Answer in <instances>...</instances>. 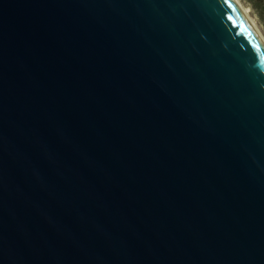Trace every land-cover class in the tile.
I'll use <instances>...</instances> for the list:
<instances>
[{
  "label": "water",
  "instance_id": "water-1",
  "mask_svg": "<svg viewBox=\"0 0 264 264\" xmlns=\"http://www.w3.org/2000/svg\"><path fill=\"white\" fill-rule=\"evenodd\" d=\"M0 264H264V51L229 0H0Z\"/></svg>",
  "mask_w": 264,
  "mask_h": 264
},
{
  "label": "rangeland",
  "instance_id": "rangeland-1",
  "mask_svg": "<svg viewBox=\"0 0 264 264\" xmlns=\"http://www.w3.org/2000/svg\"><path fill=\"white\" fill-rule=\"evenodd\" d=\"M264 38V0H238Z\"/></svg>",
  "mask_w": 264,
  "mask_h": 264
},
{
  "label": "bare ground",
  "instance_id": "bare-ground-1",
  "mask_svg": "<svg viewBox=\"0 0 264 264\" xmlns=\"http://www.w3.org/2000/svg\"><path fill=\"white\" fill-rule=\"evenodd\" d=\"M231 5L235 8L239 16L245 22L247 28L252 33L253 37L264 51V38L258 31L254 21L250 18L249 14L238 0H229Z\"/></svg>",
  "mask_w": 264,
  "mask_h": 264
}]
</instances>
